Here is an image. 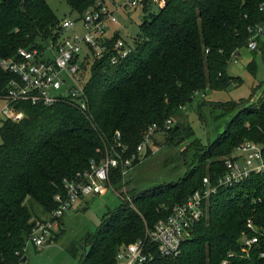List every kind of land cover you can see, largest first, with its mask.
Returning a JSON list of instances; mask_svg holds the SVG:
<instances>
[{
  "label": "trees",
  "instance_id": "obj_1",
  "mask_svg": "<svg viewBox=\"0 0 264 264\" xmlns=\"http://www.w3.org/2000/svg\"><path fill=\"white\" fill-rule=\"evenodd\" d=\"M97 0H65L81 18ZM142 11L133 51L112 65L118 32L106 37L109 52L96 56L84 49L82 72L88 112L57 102L52 106L20 103L24 118L0 125V264H21L26 239L37 219L36 205L51 213L54 196L63 181L83 173L92 160L100 162L116 149L115 133L131 153L150 124L160 127L177 115L200 92L224 91L240 79L227 73L231 54L245 49L252 30L264 23V0H169L157 13ZM60 21L47 0H0V61L14 58L18 48H33L60 35ZM255 51V50H254ZM253 51V52H254ZM255 62L247 70L255 75ZM15 76L0 66V99ZM258 104L225 103L239 108L226 129L207 147L198 149V160L178 183H168L131 194L107 215L86 239L78 264H116L122 245L144 239L172 208L201 189L203 177L225 172L224 159L244 141L264 143V87ZM184 127V126H183ZM174 125L165 141L173 142L182 130ZM112 152V153H115ZM150 151L145 155L148 156ZM137 164V163H136ZM207 164V167H204ZM111 184L120 188L118 170L110 172ZM205 215L182 244L177 257L154 256L143 264H264V175L251 176L242 185L221 188L206 203ZM134 208H132V207ZM258 244L246 257L241 238L253 234ZM229 253H234L229 258Z\"/></svg>",
  "mask_w": 264,
  "mask_h": 264
},
{
  "label": "built area",
  "instance_id": "obj_2",
  "mask_svg": "<svg viewBox=\"0 0 264 264\" xmlns=\"http://www.w3.org/2000/svg\"><path fill=\"white\" fill-rule=\"evenodd\" d=\"M168 1L97 0L78 20L66 17L60 22L61 32L58 37L51 38L43 43V46L18 48L14 58L0 61L1 68L15 76L1 98L5 101V106L0 115L4 120L20 122L24 118V112L18 105L23 102L32 106L42 104L46 107L64 102L82 114L88 112L87 95L84 90L87 78L81 69L84 49L88 53L92 51L98 57L106 51L109 52L106 37L108 33H112V26L118 23L115 12L129 11L132 8H139L141 12L151 7L163 9ZM76 22L81 23L83 33L64 36ZM252 33L247 44L250 51L257 49L255 39L264 33V23L256 26ZM113 50L110 61L112 65H116L132 53L133 44L121 36L113 44ZM230 58L234 63L237 62L236 53H232ZM173 125L171 119H166L161 127L154 123L150 124L141 142L131 153H128L127 146L121 142L120 132L115 133L116 149L120 150L111 151L100 162L92 160L86 171L63 181V191L54 196L55 210L51 212L49 219L33 222L26 239V247L32 244L36 250H41L47 242L55 238L56 230L59 228L58 221L69 214L76 203L88 196L103 197L114 191L109 175L111 170H118L124 179L136 163L144 159L148 151L152 152L153 137L156 134L165 137ZM223 163L225 167L223 174H217L213 179L209 176L203 177L201 189L189 195L182 204L174 206L169 216L158 221L153 230L146 233L144 239L122 245L116 253V264H143L152 261L154 256L147 251V243L155 247L156 253L162 258L177 257L182 244L190 238L194 228L205 215L206 203L219 189L233 188L242 185L251 176L264 175V143L244 141L233 149ZM247 228L253 234L241 238V252L246 257L258 244V234H262L251 220L247 222ZM234 255L229 253L228 257L233 258ZM263 256L262 254L261 257ZM226 263L227 261H222V264Z\"/></svg>",
  "mask_w": 264,
  "mask_h": 264
},
{
  "label": "rangeland",
  "instance_id": "obj_3",
  "mask_svg": "<svg viewBox=\"0 0 264 264\" xmlns=\"http://www.w3.org/2000/svg\"><path fill=\"white\" fill-rule=\"evenodd\" d=\"M114 1V0H112ZM124 2L127 0H115ZM49 8L62 22L66 17L78 20L79 16L71 11L65 0H47ZM152 13H157V7H151ZM118 23L112 26V33L119 31L123 39L132 43L139 35L138 25L143 19V12L139 8L129 11L115 12ZM82 34L80 22L68 29L64 36ZM257 49L253 52L247 47L237 52V62L230 61L227 73L240 79L236 85H231L224 91L200 92L191 102L182 106L180 112L171 118L174 127L180 125L181 129H191L188 135L183 129L180 135H175L173 142H166L161 134L153 137L154 146L148 156L135 165L123 179L121 186H113V190L102 196H88L85 204L72 212L61 223L58 221V234L51 242H47L40 250L28 245L24 250L27 259L21 264H78L82 259L86 246V239L94 234L101 226L104 218L115 211L121 203L130 204L131 194L137 191L152 189L156 186H165L168 183H178L192 170L197 163L198 149L207 147L209 142L223 132L238 112L239 108L226 110L225 103L234 102L237 105L249 102L256 105L262 98L264 87V33L257 36ZM39 46L43 42L38 41ZM255 62V75L247 70L250 61ZM5 106V101L0 99V112ZM1 114V113H0ZM4 118L0 115V125ZM184 126V127H183ZM204 167H207L205 164ZM206 177V176H205ZM132 207V206H130ZM134 208V207H132ZM32 210L37 219L47 220L51 213L34 205Z\"/></svg>",
  "mask_w": 264,
  "mask_h": 264
},
{
  "label": "crops",
  "instance_id": "obj_4",
  "mask_svg": "<svg viewBox=\"0 0 264 264\" xmlns=\"http://www.w3.org/2000/svg\"><path fill=\"white\" fill-rule=\"evenodd\" d=\"M86 199V198H85ZM85 199H83V200H81V201H79L78 203H76L75 204V206L73 207V209H72V211L69 213V214H67L66 216H64L62 219H61V223L63 224V220H65L66 219V217H69L71 214H72V212H74L75 210H77L79 207H82V205L83 204H85ZM57 234H58V232H57ZM56 234V235H57ZM56 237V236H55ZM55 239V238H54ZM41 251V250H40ZM26 258V257H25Z\"/></svg>",
  "mask_w": 264,
  "mask_h": 264
},
{
  "label": "water",
  "instance_id": "obj_5",
  "mask_svg": "<svg viewBox=\"0 0 264 264\" xmlns=\"http://www.w3.org/2000/svg\"><path fill=\"white\" fill-rule=\"evenodd\" d=\"M189 102H191V100H189ZM175 128H177V126Z\"/></svg>",
  "mask_w": 264,
  "mask_h": 264
}]
</instances>
